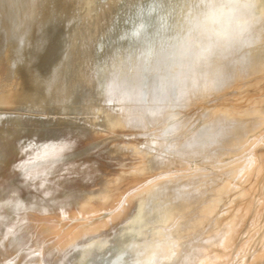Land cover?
<instances>
[{"label":"bare ground","instance_id":"1","mask_svg":"<svg viewBox=\"0 0 264 264\" xmlns=\"http://www.w3.org/2000/svg\"><path fill=\"white\" fill-rule=\"evenodd\" d=\"M25 1L0 0L5 32L9 15L27 4L24 16H41L20 61L15 45L5 48L0 37V264H76L90 247H121L153 195L174 204L162 223L138 233L130 264H264V51L256 52L264 39V8L253 9L251 44L236 57L244 58L242 66L225 65L228 83L193 94L180 107L184 127L187 114L202 112L204 121L184 129L178 143L206 125L222 135L195 150L171 151L160 135H148L156 122L138 119L119 101L88 118L81 105L90 92L83 88L66 108L70 92L91 79L86 18L123 0ZM210 95L211 106L204 99ZM251 131L257 133L247 143ZM150 145L158 146L151 164L139 154ZM236 149H243L240 173L218 176L211 201L203 202L211 179L201 168L159 171L176 158L217 163ZM194 202L203 203L190 219ZM121 254L119 248L107 264H119Z\"/></svg>","mask_w":264,"mask_h":264},{"label":"clouds","instance_id":"2","mask_svg":"<svg viewBox=\"0 0 264 264\" xmlns=\"http://www.w3.org/2000/svg\"><path fill=\"white\" fill-rule=\"evenodd\" d=\"M252 28L253 0H195L179 28L164 30L139 55L113 64L106 93L138 119L158 123L169 150L198 149L223 130L206 125L178 143L184 125L175 113L189 96L228 83L225 65L242 66L244 58L236 57L251 44Z\"/></svg>","mask_w":264,"mask_h":264},{"label":"rangeland","instance_id":"3","mask_svg":"<svg viewBox=\"0 0 264 264\" xmlns=\"http://www.w3.org/2000/svg\"><path fill=\"white\" fill-rule=\"evenodd\" d=\"M27 2L21 0L20 5H25ZM97 5L102 4L101 0H97ZM195 0H123L119 3L115 10L102 13L95 18H86L83 34L85 35V47L89 49V56L87 58V65L90 70V82L82 81L77 87L70 92L66 108L72 107V100L74 94L80 89H88L90 92L89 98L81 105V110L88 114V118H92L98 107L104 105L114 106L117 100L111 99L105 90L108 72L113 64L125 57H132L139 55V53L146 46V42L164 30L179 28L183 22L184 16L189 10L194 7ZM29 4H27V8ZM26 7L20 9L16 13H12L6 19L8 27L6 32L0 30V37L4 39V47L14 44L16 52L15 60L20 61L23 56V50L27 41V34L32 25L40 23L41 16L35 15L31 18L24 16ZM264 2L255 0L253 2V9L255 11L262 10ZM25 9V10H24ZM66 25V30L67 26ZM3 28L0 25V29ZM65 28L63 32H66ZM67 44V43H66ZM21 48V49H18ZM65 47V46H64ZM256 52L262 53L264 51V39L256 43ZM65 57V58H64ZM62 63L68 61V55H64ZM209 101V106L213 105L216 100L210 95L204 98ZM199 110V109H198ZM201 110V109H200ZM180 112V113H178ZM199 112V111H198ZM185 109L178 108L175 115L178 119L184 117ZM191 113V112H190ZM190 116L189 120L185 123L184 129L199 126L204 121L202 112L197 114H187ZM206 117V116H205ZM258 130V128L256 129ZM148 135L159 136V125H150L147 127ZM257 131L250 132L246 135L247 143L254 141ZM142 141L143 138H139ZM168 143V142H166ZM243 149H236L233 152L218 159L217 163L201 162L199 160L176 158L171 163L160 167L159 171H168L180 169L188 172L194 168H201L208 174L211 179L210 195L203 202L211 201L213 193L216 190L218 176L234 177L239 175L240 172L237 168L243 164L244 160L241 157ZM158 151V146L150 145L147 150H139V154L144 161L151 164V156ZM173 158V157H172ZM171 158V159H172ZM221 166L219 171H215V166ZM238 168V169H239ZM194 202L191 209L187 213L188 218L193 219L197 217L200 203ZM174 203L166 200L159 195L150 196L140 211L139 216L130 226L129 233L123 241L122 246L118 244H107L98 246L96 248L90 247L83 251L76 264H107L110 255L115 251L122 249L121 260L119 264H130L133 257L137 253V248L140 246V239L138 233L141 230H152L156 225L162 223L167 215L168 210ZM106 214L100 215L96 220L104 218ZM94 221V220H93ZM93 221L87 222L88 225ZM137 255V254H136Z\"/></svg>","mask_w":264,"mask_h":264}]
</instances>
